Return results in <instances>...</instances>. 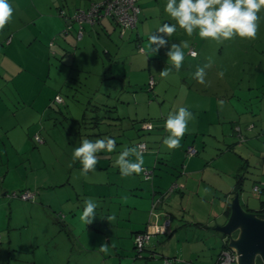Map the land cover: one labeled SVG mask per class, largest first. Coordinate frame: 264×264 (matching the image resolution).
I'll return each mask as SVG.
<instances>
[{
	"label": "crops",
	"instance_id": "obj_1",
	"mask_svg": "<svg viewBox=\"0 0 264 264\" xmlns=\"http://www.w3.org/2000/svg\"><path fill=\"white\" fill-rule=\"evenodd\" d=\"M95 1L100 0H36L30 2L32 6L34 5L33 9H29L32 13H27L29 10L24 8L22 15L18 13L17 20L1 30L0 84L2 81L8 80L7 82H10L11 86L7 100L2 99L0 94V264H26V262L33 264H163L162 258H166L164 255H167L164 246L180 229L181 222L196 224V227L200 228L202 226L206 233L209 231L212 234L214 232L208 226L222 224L221 222L227 217L229 199L235 191L237 176H241L238 186L239 201L241 198L244 200L243 195L241 197L245 181L244 170L242 173L241 170H236L239 163H236L238 160L235 161L233 156L228 154L226 158L219 159L221 153L218 154L215 151L210 159L216 160L211 163L208 161L209 159H206L205 143L201 141L204 147L201 154L197 157H188L184 154V149L193 144L187 142V137L182 138L180 147L173 150H168L163 144V140L168 134L164 128L165 119L172 108L177 105L182 106V101L179 102L182 98L176 91L174 92V88L178 86V93L182 92L183 95H187L189 90L177 80L176 74L171 72L168 77H162V79H166V89L159 92L157 86L160 84L161 78L156 71L155 87H152L151 91L142 92L140 90L139 77L142 69L139 61H144L141 52H144L143 55H150L147 52L148 37L166 20L164 8L167 0H160V2L159 0H137L140 12L136 27L131 31H126L123 36L119 35L115 21L109 16L100 18L95 24L81 26L84 39L86 36H93L99 42L98 47L101 48L102 59L111 63L109 71L115 77H113L114 82L108 84L110 92L126 95L128 104L135 105L136 113L139 107L137 100L144 98V95L150 99V103L147 104L148 106L146 105L148 110L154 101L150 95L157 101L160 99L158 106L164 105L167 110V115L162 119L151 117L146 120L152 125L150 130L141 129L139 125L141 120L136 118L137 114L134 115L137 131L140 133L135 132L133 137L126 140L118 136L103 135L100 128L96 133L83 137V139L89 140L112 138L116 142V150L110 153L107 151L97 153L98 163L95 172H89L87 176L81 174L82 165L77 164V160H72V153L76 148V137H67L66 142L61 139L55 130V121L49 115L52 106L58 107L64 103L62 98L60 102L54 100L55 95L59 96V92L55 89L56 85H43L35 95L30 94L32 98L27 101L28 88L26 87L27 90L22 89L20 82H25L33 77L43 80L45 77L43 72L50 71L46 53L55 55L56 52L61 55L67 51L66 48L72 41L69 34H72L73 29L77 28V24L71 21V31L63 32V23L57 12L62 10L65 15H72L76 9L86 8ZM56 33L61 35V38H54L57 42L56 45L54 46L52 40L46 44L47 40ZM29 41H33V49L40 59L41 73L39 72L35 76L23 75L26 67H24L22 55L26 52ZM48 47L53 51L49 52ZM123 48L126 49V54L122 56ZM189 50L185 56L189 60L187 67L190 66L193 69L194 66L200 67L202 61L197 53L194 57L189 56ZM132 52L134 54H131ZM156 54L153 55L156 56ZM97 57H99V50L95 47V62L98 60ZM146 63L148 64L146 69L150 71V59ZM62 65L71 67L72 63L64 59ZM122 67L125 68V72L118 74L117 70ZM144 77L146 75H143L142 79ZM118 78L121 81L117 80ZM101 79L104 80V77ZM192 81L198 83L194 76ZM99 82L104 85L103 82ZM56 84L58 85V83ZM168 87L171 89V94ZM25 102H29V106L34 110V112L31 111L29 123L22 120L21 113L19 114L17 111V116V112H14L19 105L24 107ZM99 102L101 101L91 97L87 101L86 108L91 110L95 104L102 106ZM116 107L118 106L116 105ZM120 107L123 108V106ZM44 118L51 119V121L46 122L43 120ZM214 122H208L207 126L214 125ZM133 123H131V128ZM26 124L28 125L26 126ZM34 126L36 127L33 128ZM193 128L196 129V133L202 134L199 130L203 128L197 124ZM34 132L41 136V142H37L41 145L36 148L35 153L38 156L30 153L25 157L26 145L33 142L34 138L31 139V135ZM189 133L187 132L184 136ZM93 135H97V137H92ZM222 136V138L225 137V135ZM80 141H82L81 138ZM193 142L196 143L195 140ZM138 143L145 144L143 167L150 169L152 174L148 181L143 179L142 174L122 177L119 168L115 166V160L119 153L125 147L136 146ZM42 145L46 146L45 150L40 149ZM22 149L24 151H21ZM21 155L30 160L28 166L14 168V163L10 165L11 158L15 157L19 160L15 166L24 162ZM33 158L35 159L33 160ZM130 159L134 160L135 158L130 157ZM226 159L231 162V167H226ZM212 164L216 167L214 170L212 169L211 175L217 174V178L220 180L224 179V174H228L232 178V182L229 185L226 183L225 188L212 187V184L208 182L202 183L206 175L205 167ZM10 166H13V169ZM173 181L180 182L182 187L167 192ZM212 183H214L213 180ZM255 183L259 184V182L252 181V185ZM260 185L261 188L264 187V183ZM205 187L209 188L211 192H208ZM261 188L259 192L262 191ZM12 190L29 191L33 197L30 200L22 201L6 197V195L1 196L6 191ZM158 195L161 196V199L155 205V211L159 214L157 222L161 221L166 211L172 208L189 207V203L193 199L203 203L210 201V204L217 201L221 204L222 209L208 213L205 219H199L203 223L193 222L194 220L189 223L182 219L183 216L178 219V215L175 218L170 217V231L150 236L141 252L142 255L133 257V235L144 231L148 223L153 221V217L150 218L149 214L150 204ZM88 199L98 202L97 216L94 217L91 224L84 225L80 220V215L84 202ZM260 200H264V198H260L259 202ZM246 208L249 211H257L259 204L255 209ZM161 209L166 211H161ZM15 212H19L21 216L25 217L26 225L33 221L38 222L40 224L39 231L26 230L23 234H12L14 232L11 231L12 229L20 227L24 229L26 225L14 226L5 230L6 226H10L11 220L17 218ZM188 212L186 213L188 214ZM113 216L115 219L109 221L106 219ZM190 216L192 218V215ZM50 222L56 225L50 226ZM207 224L209 225L207 226ZM165 239L167 241H164ZM101 244H108L107 253L100 250ZM196 251L195 249L192 252Z\"/></svg>",
	"mask_w": 264,
	"mask_h": 264
},
{
	"label": "rangeland",
	"instance_id": "obj_2",
	"mask_svg": "<svg viewBox=\"0 0 264 264\" xmlns=\"http://www.w3.org/2000/svg\"><path fill=\"white\" fill-rule=\"evenodd\" d=\"M35 1L36 0H9V3L14 9V13L11 21L7 25L17 20L19 17L18 13L22 15L24 8L28 10L30 8L33 9L32 7L34 5L32 6L31 3ZM27 13H32V11L29 10ZM164 14L166 18L164 23H175L166 12H164ZM259 16V30L255 40L237 37L225 41L223 44H217L211 40H202L198 34L189 37L183 30L179 29L178 26L177 31L171 37L166 38L168 39V46L172 43L182 45L184 41H187L189 47L183 49L185 56L188 49L193 50L202 61L200 67L209 63V60L211 61V67L205 69V84L194 83L192 81L194 76L193 73L196 72L198 67L194 66V69L190 66L187 67L189 60L186 58L179 71L175 69L171 71L176 74L177 80L189 89L187 95H183L182 92L178 93V86L174 88V92L176 91L178 96L182 98V100H179V102L182 101L181 107L188 108L195 116V119L188 124L187 132L190 133L187 134V136H183V139L187 137L188 141H186L194 146H186L184 154L188 157L199 156L204 148L201 141H204L205 155L206 159H209V162L213 163L214 160H216L213 158L210 159L215 151L218 154L221 153L219 159L226 158V155L228 156L229 154V156L235 158V161L238 160L236 161V163H239L236 170H241V173L244 170L243 172L245 175L241 193V197L243 195L244 200L241 198L239 201L238 196L239 204L244 209H247L246 207L250 209L257 208L259 199L264 198V187H262V189L260 185L264 183V11H261ZM61 21L64 28V20L62 18ZM70 31L69 29V32ZM81 32L82 34L78 39L75 37L76 28L73 29L72 34H69L72 41L69 42L70 45L66 48L67 51L62 53L63 55H58L56 52L55 55L53 53L49 55L46 53V60L49 63L50 71L43 72V76H45L43 80L33 77L25 82H20V87L22 89L27 90L28 88L27 91L29 95L26 100L32 98L30 94L33 93L35 95L37 90L43 85H56L55 89L59 92V96L64 100V103L60 104L58 107L52 106L49 115L52 117L53 121H55V130L61 139L66 142L68 140L67 137L75 136L77 148L82 142L80 138L83 140V137L88 134L96 133L100 128L103 135L118 136L126 140L133 137L136 133H140V131H137V123H135L136 120L133 118L134 115L137 114L136 118L141 121L149 120L151 117L162 119L167 115L166 107L164 105L158 106V101H160V99L157 98L158 101L155 100L153 96L150 95V92H148V94L154 101L149 106V110L147 104L150 103V99L147 95H144V98H139V101L137 100L139 103L137 113L135 112V105L128 104L129 101L127 102L126 95H117L116 93L110 92L108 84L114 82L113 77H115L109 71L111 63L102 59V51L101 48L98 47L99 42L93 36V38L86 36L84 39V33L83 31ZM60 36L61 35L58 33L54 34L47 40L46 44H48L49 40H52L55 46L57 42L54 38H61ZM168 46L161 47L156 56L150 55L147 57L146 61L150 59V71L146 69L148 65L145 61L146 54L143 55L144 52H141V56L144 60L142 62L139 61L142 69L139 77L141 85L140 90L142 92L147 90V77L153 78V84L156 82V71H158L159 78H161L160 84L157 86L160 90L159 92L166 89V79H162L160 71L170 67V62L167 60L168 58L166 56ZM95 47L99 50L97 62L94 61ZM48 49L49 52L53 51L52 48L48 47ZM125 54L126 49L123 48L121 55L123 56ZM131 54L134 53L132 52ZM64 59L72 63V66H63L62 62ZM22 60L25 64L24 67H26V71L23 72V75L35 76L37 73H41L39 55L33 49V41L28 42L26 52L22 55ZM56 69H58V71H56ZM111 71L114 72L113 70ZM123 72H125L124 67L117 70L118 74ZM143 75H146V77L142 79ZM101 77H104V80H102ZM117 80L121 81L120 78ZM7 81L8 80H4L0 84L1 98L5 100L8 99L11 86V83ZM99 81L103 82L104 85H101ZM122 81L124 82L125 80L123 79ZM56 83H58V85ZM153 87H155V85H153ZM193 88L196 89L194 90ZM167 89L171 94V89L169 87ZM91 97L92 99L100 100L101 102L99 103L102 106L95 104L91 107V110L90 108H86L87 101ZM165 104H167V102H165ZM116 105L118 107H116ZM120 106H123V108ZM179 107L180 106L177 105L175 108L178 109ZM175 108H172L170 112L175 111ZM17 111L19 114L21 113L22 120L25 123H29L31 111L34 112L33 108L29 106V102H25L24 107L19 105L18 109L14 112ZM43 120L46 122L51 121V119L47 118ZM213 121H215L214 125L208 127V122L211 123ZM131 123H133L132 128ZM196 124L203 128L199 130L202 134L195 132L196 129L193 127ZM27 125L28 124H26V126ZM35 127L36 126L33 128ZM208 132L210 134H207ZM35 133L36 132L32 133L31 139L36 135ZM222 135H225V137L222 138ZM38 137L40 138L41 136ZM92 137H97V135H93ZM218 139L219 141H217ZM194 140L196 143L193 142ZM32 141L33 142H29V144L26 145L24 152L26 154L25 157L30 153L36 157L38 156L37 154L35 155L36 148L41 144H38L33 139ZM32 145L33 148H31ZM60 145H62V143H60ZM188 147L193 149V153H187ZM40 149L45 150L46 146L42 145ZM21 151H24V149ZM21 156L24 162L15 166V163L19 161L18 158L15 157L11 158L10 165L14 163V168L28 166L30 160L24 158L23 155ZM34 159L35 158H33V160ZM76 162L77 164L80 163L78 160ZM230 165L231 162L227 160L226 167H231ZM215 167L216 165L214 164L205 167L204 170L206 175L202 183L208 182L212 184V187L225 188L226 183L229 185L232 182V178H230L228 174H224V179L220 180L217 178V174L211 175L212 169L214 170ZM10 168L13 169V166H10ZM199 177L198 175V178ZM212 180L214 183H212ZM252 181L259 182V184L255 183L252 185ZM174 182L176 181L172 183ZM172 183H170V185ZM254 185L258 186L257 192L252 190ZM205 188L208 192H211L209 188ZM260 188L262 191L259 192ZM21 192L24 191H6L1 196L6 195V197L21 200L16 197H10L12 193L19 194ZM209 202L203 203L193 199L189 203V207L185 206L182 209L177 207L168 211L161 209V211H166L171 218H175V216L178 215V219H180V216H183L182 219L189 223L192 220H194L193 222L203 223L202 220L199 219H205L208 213L217 212L222 209L221 204L217 201H214L212 204ZM186 212H188V214ZM15 215L17 218L11 220L10 226H6L4 228L5 230H9L11 229L10 227L14 226L26 225L25 217L21 216L19 212H15ZM190 215H192V218H190ZM223 221L221 223H223ZM52 224L56 225L50 222V226ZM208 225L209 224H207V226ZM208 227L211 226L209 225ZM39 229L40 224L33 221L29 223V225H26L24 229L20 227L18 229H12L11 231H14L12 234L16 233L18 235L25 233L26 230L38 232ZM207 232L208 233H206V230H204L202 226L200 228L196 227V224L181 222L180 229L164 246L165 252H167V255H164V257L168 259V263L212 264L217 253L222 248L224 241L220 238L219 234ZM164 241L167 240L165 239ZM195 249L197 251L193 253L192 251ZM134 256L135 252L133 254V257Z\"/></svg>",
	"mask_w": 264,
	"mask_h": 264
},
{
	"label": "clouds",
	"instance_id": "obj_3",
	"mask_svg": "<svg viewBox=\"0 0 264 264\" xmlns=\"http://www.w3.org/2000/svg\"><path fill=\"white\" fill-rule=\"evenodd\" d=\"M164 11L175 21L174 24L163 23L149 34L147 52L156 54L161 47L168 46V39L179 29L191 37L194 34L202 40H211L217 44L237 37L247 40H255L259 30V13L264 11V0H167ZM14 13L9 0H0V30L11 21ZM189 43H172L166 52L170 67L160 71L161 77H168L172 69L180 70L184 63L185 53L183 49L188 48ZM145 55V61L148 56ZM211 67V61L203 67H198L194 78L200 84H205V69ZM195 116L186 107H179L169 112L164 128L167 136L163 144L168 150L180 147V140L188 131V124ZM144 146L125 147L115 160V166L119 168L122 177L133 174L139 175L144 169ZM116 142L112 138L89 140L83 139L80 146L72 153V160H78L82 165L81 174L87 176L89 172H95L98 163L97 153L102 151L114 152ZM134 157L135 159H130ZM98 202L88 199L80 215L84 225L91 224L96 217ZM115 219V217H107ZM102 252H108V244L99 246ZM223 248V247H222ZM221 248V249H222Z\"/></svg>",
	"mask_w": 264,
	"mask_h": 264
},
{
	"label": "built area",
	"instance_id": "obj_4",
	"mask_svg": "<svg viewBox=\"0 0 264 264\" xmlns=\"http://www.w3.org/2000/svg\"><path fill=\"white\" fill-rule=\"evenodd\" d=\"M139 13V8L136 4V0H100L96 2L90 3L86 8L76 9L72 15H65L62 10L58 11V16L64 20L65 27L63 32H66L70 28V22L74 21L77 24L75 37L78 39L82 34L81 26L83 24L92 25L97 22V20L103 16H109L113 18V20L117 23L120 29V34H122L125 30L135 28L137 22V15ZM50 44V43H49ZM189 56H195V52L193 50L188 51ZM148 87L153 85V78L149 77L147 80ZM54 100L56 102H60L61 98L58 95L54 96ZM141 129H150L151 125L148 122H144L140 125ZM36 142H41V139L37 136H33ZM136 146H144L143 152L145 151L144 143H138ZM187 153H193V149L191 147L187 148ZM145 169V168H144ZM144 180L148 181L151 179V170L145 169L144 172L141 173ZM182 184L180 183H172L167 192L172 191L175 188L180 189ZM258 189L257 185L252 187L253 191ZM162 195V194H161ZM160 196V195H159ZM155 198L151 201L150 204V218L153 217V221L149 222L144 231L137 232L133 235V250L135 252V256L140 257L141 252L143 251L145 245L148 242V239L152 235L167 233L171 229L170 216L168 213L164 214V218L158 221L159 214L155 211V205L160 201L161 196ZM10 197H16L21 200H30L33 197V194L29 191H24L19 194L12 193ZM163 214V213H162ZM161 214V215H162ZM235 254L234 252L226 247L220 249L217 253L214 262L212 264H234ZM163 264H169L167 258H162ZM26 264H33L31 262H26Z\"/></svg>",
	"mask_w": 264,
	"mask_h": 264
},
{
	"label": "water",
	"instance_id": "obj_5",
	"mask_svg": "<svg viewBox=\"0 0 264 264\" xmlns=\"http://www.w3.org/2000/svg\"><path fill=\"white\" fill-rule=\"evenodd\" d=\"M235 254L234 264H264V212L245 210L235 191L222 224L210 227Z\"/></svg>",
	"mask_w": 264,
	"mask_h": 264
},
{
	"label": "trees",
	"instance_id": "obj_6",
	"mask_svg": "<svg viewBox=\"0 0 264 264\" xmlns=\"http://www.w3.org/2000/svg\"><path fill=\"white\" fill-rule=\"evenodd\" d=\"M96 2V1H95ZM92 3V2H91ZM136 4H137V0H136ZM138 6V5H137ZM139 8V7H138ZM139 12H140V9H139ZM57 15H58V12H57ZM138 15H139V13H138ZM138 15H137V21H138ZM104 17V16H103ZM61 18V17H60ZM102 18V17H101ZM113 19V18H112ZM98 20H100V18L98 19ZM97 20V21H98ZM116 23V22H115ZM136 24H137V22H136ZM116 25H117V23H116ZM64 27H65V23H64ZM135 27H136V25H135ZM117 28H118V32H120V29H119V26L117 25ZM64 29V28H63ZM70 29V28H69ZM134 29V28H133ZM133 29H128V30H125L122 34H120L119 33V35L120 36H123V34L126 32V31H131V30H133ZM69 30H67L65 33H67ZM194 57V56H193ZM149 78V77H148ZM148 78L146 79V81L148 80ZM146 85H147V90H152L151 88L153 87V85L151 86V87H148V84H147V82H146ZM144 122H148V123H150L149 121H140L139 123V125H141L142 123H144ZM150 125H151V123H150ZM151 128H152V125H151ZM150 128V129H151ZM150 129H148V130H150ZM143 130H147V129H143ZM145 145V144H144ZM237 178H239V179H237V183H236V186H235V191H237L238 192V186H239V182H240V180H241V176L239 177V176H237ZM263 189V188H262ZM260 190V189H259ZM234 191V192H235ZM256 191H258V189L256 190ZM228 210H229V207H228ZM245 210H247V209H245ZM254 212H257V213H263L264 212V200H260V202H259V209L257 210V211H254ZM227 214H228V212H227ZM132 245H133V239H132ZM222 247H225L224 246V244H223V246ZM256 263L257 264H259V262H258V260L256 261Z\"/></svg>",
	"mask_w": 264,
	"mask_h": 264
}]
</instances>
